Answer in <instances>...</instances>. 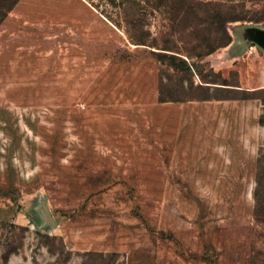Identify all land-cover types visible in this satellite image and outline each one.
<instances>
[{"label":"rangeland","instance_id":"rangeland-1","mask_svg":"<svg viewBox=\"0 0 264 264\" xmlns=\"http://www.w3.org/2000/svg\"><path fill=\"white\" fill-rule=\"evenodd\" d=\"M11 1L0 264H264V0Z\"/></svg>","mask_w":264,"mask_h":264},{"label":"trees","instance_id":"trees-1","mask_svg":"<svg viewBox=\"0 0 264 264\" xmlns=\"http://www.w3.org/2000/svg\"><path fill=\"white\" fill-rule=\"evenodd\" d=\"M16 0H12L11 2V5L15 2ZM230 43V40L229 42H226V44ZM217 46L215 47H210L208 48V50H213V48H216ZM171 57H175L174 54H170ZM254 199H255V204H254V216H255V219L257 221H259L260 223H263L264 225V171H260L258 172L257 174V185H256V188L254 190Z\"/></svg>","mask_w":264,"mask_h":264},{"label":"built area","instance_id":"built-area-1","mask_svg":"<svg viewBox=\"0 0 264 264\" xmlns=\"http://www.w3.org/2000/svg\"><path fill=\"white\" fill-rule=\"evenodd\" d=\"M253 48H254V46H252V45H250V46H249V49H251V50H252Z\"/></svg>","mask_w":264,"mask_h":264}]
</instances>
